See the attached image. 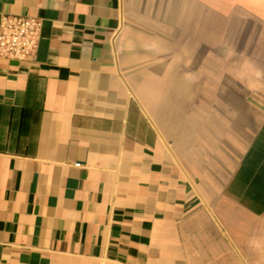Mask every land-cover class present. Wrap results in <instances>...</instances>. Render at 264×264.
<instances>
[{"label":"crops","instance_id":"crops-1","mask_svg":"<svg viewBox=\"0 0 264 264\" xmlns=\"http://www.w3.org/2000/svg\"><path fill=\"white\" fill-rule=\"evenodd\" d=\"M0 264H264V0H0Z\"/></svg>","mask_w":264,"mask_h":264},{"label":"built area","instance_id":"built-area-1","mask_svg":"<svg viewBox=\"0 0 264 264\" xmlns=\"http://www.w3.org/2000/svg\"><path fill=\"white\" fill-rule=\"evenodd\" d=\"M43 24L29 16L2 17L0 23V58L20 63L33 58L38 50Z\"/></svg>","mask_w":264,"mask_h":264}]
</instances>
